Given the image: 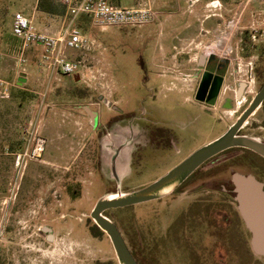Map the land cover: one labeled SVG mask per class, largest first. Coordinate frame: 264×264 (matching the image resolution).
I'll return each instance as SVG.
<instances>
[{"label":"rangeland","instance_id":"rangeland-1","mask_svg":"<svg viewBox=\"0 0 264 264\" xmlns=\"http://www.w3.org/2000/svg\"><path fill=\"white\" fill-rule=\"evenodd\" d=\"M154 1L158 23L100 29L88 19L79 22L95 41L90 51L72 54L85 66L84 79L60 76L47 87L38 52L27 46L28 64H18L23 43L11 33L13 17L22 12L54 34L62 28L65 10L55 0H0V79L10 84L9 96L0 95V264H119L109 237L94 232L91 213L99 198L119 192V186L122 192L138 190L163 177L222 136L239 115L235 111L255 96L258 73L264 79V0H252L243 17L248 0ZM44 4L54 14L44 12ZM212 48L235 52L227 94L223 90L220 99L229 88L242 97L228 110L196 101L193 92L197 72L202 73L199 62ZM19 77L27 83L19 84ZM159 128L176 139L166 152L149 146L150 134ZM38 138L47 145L34 158L26 153ZM125 140L115 175L113 152ZM232 155L208 161L189 181L192 185L166 198L105 213L132 250L141 241L140 263L151 264L146 252L150 223L164 227L178 207L207 197L206 190L194 187L217 181L216 166L229 180L237 170ZM73 189L78 191L74 198ZM169 252L179 264L188 260L186 251ZM229 259L230 264H264L253 253L233 251Z\"/></svg>","mask_w":264,"mask_h":264},{"label":"flooded vegetation","instance_id":"flooded-vegetation-1","mask_svg":"<svg viewBox=\"0 0 264 264\" xmlns=\"http://www.w3.org/2000/svg\"><path fill=\"white\" fill-rule=\"evenodd\" d=\"M252 38L255 39V34L252 35ZM205 61H207V68L202 73L197 72L196 77L198 78V84L193 92L196 99L204 73L212 72L208 69V66L214 65L216 67L215 72H212L214 74V80L216 77H222L219 97L216 102L212 104V106L215 107L224 90L231 63L228 60L222 59V61L215 65L211 57L205 58ZM257 77L258 83L261 84L259 89L251 100L246 99L245 107L242 111H235V113H240L230 127L237 123L241 116L250 108L254 98L264 86V79L262 80L259 73ZM246 88H248V85H245V89ZM227 90H224V94H227ZM209 94L210 91L206 102H209ZM241 97L242 94L239 90L229 88V94L224 97L222 105L231 109ZM196 101L198 100L196 99ZM115 110L122 111L118 108ZM255 116H257L256 119H254ZM115 120L116 119H113L111 122L119 123ZM251 120H254L256 123L251 122ZM246 128L247 131L244 133L243 130ZM129 131L131 132V130ZM239 133L252 137L264 144V101L243 123ZM175 140L173 135H170L166 129L159 128L152 131L150 134L149 146H151L152 151L166 152L171 148L172 144L176 143ZM127 141L128 140H125L123 143L121 141V144L114 149L115 151L113 150L114 157L111 160L112 170L113 168H117L121 161L120 155H116V152L118 150L119 152L123 151L122 146L123 144L126 145ZM115 144L117 145V143ZM231 153L234 154L231 157V165L235 166L237 170L231 171L229 180H223V175L226 173L222 171V167L216 166L213 170V174L217 177V181L200 183L194 187L196 190H206V193L209 194L207 197H200L193 201H188L186 205L178 207L176 212L171 215L172 218L166 221L167 225L164 227L162 225V227L158 228L155 227L153 223H150L146 241V252L149 255L151 264H179V262L176 261V257H170L169 251L171 248L179 251H186L188 253V260L183 264H189V261H191V264H230V262L227 263V259H229L230 255L232 257L233 251L257 255L252 247V233L239 209L233 176L236 173L246 176L251 175L263 185L264 189V156L247 148H232L212 159H217L222 155ZM204 165L199 169L202 170L205 167ZM195 173L184 182L181 187L191 183L189 181L195 177ZM176 224L177 227L175 228L174 226ZM142 246L143 244L141 241L137 245L139 249L135 248V250H132L129 246L138 262L139 258L136 253H141L139 251L142 250ZM159 254L164 257L163 261L159 262ZM257 256L264 258L259 255ZM139 264L142 263L139 262Z\"/></svg>","mask_w":264,"mask_h":264},{"label":"water","instance_id":"water-1","mask_svg":"<svg viewBox=\"0 0 264 264\" xmlns=\"http://www.w3.org/2000/svg\"><path fill=\"white\" fill-rule=\"evenodd\" d=\"M80 81L79 75L75 76ZM222 77H216L212 72H205L200 82L196 99L214 104L219 97ZM264 86L254 98L250 108L222 136L198 149L182 163L166 175L142 189L107 194L97 201L91 218L110 239L119 264H139L126 243L116 223L105 215L107 211L132 207L152 201L161 200L174 193L201 166L215 156L232 148H247L264 156V144L258 140L240 134V129L248 117L263 103ZM122 155V151L116 155ZM114 157V156H113ZM113 168V173H117ZM116 177V176H115ZM117 180L119 178L117 177ZM236 185L237 200L242 216L252 233V247L255 253L264 257V189L263 185L253 176L236 173L233 176ZM120 184V182L118 183Z\"/></svg>","mask_w":264,"mask_h":264},{"label":"built area","instance_id":"built-area-1","mask_svg":"<svg viewBox=\"0 0 264 264\" xmlns=\"http://www.w3.org/2000/svg\"><path fill=\"white\" fill-rule=\"evenodd\" d=\"M66 12L64 23L59 32L54 34L41 30L34 21L22 12L13 17L11 33L14 38L21 41L23 46L17 54L19 65H27L28 57L26 47L39 53L40 72L44 76L47 87L60 76H77L84 79L81 60L72 58L73 53L90 51L95 46L78 26L81 18L86 17L94 28L106 29L109 27H143L158 21L160 13L154 6L146 2L137 7H122L114 4L112 0H56ZM212 48L208 56L216 55L226 59L232 64L235 52L230 53L221 49ZM24 72H26L24 70ZM104 76L103 73H99ZM10 84L0 79V95L8 97ZM47 145V140L38 138L30 153L32 157H40Z\"/></svg>","mask_w":264,"mask_h":264},{"label":"crops","instance_id":"crops-1","mask_svg":"<svg viewBox=\"0 0 264 264\" xmlns=\"http://www.w3.org/2000/svg\"><path fill=\"white\" fill-rule=\"evenodd\" d=\"M119 1L120 0H112V2L114 3V4H117V5H120V6H122V7H137V6H139L140 4H144V3H146V2H149V3H151L153 6H154V8L159 12V9H157V7L155 6V1L154 0H130V1H128L127 2V4L126 5H122L121 3H119ZM251 1L252 0H248V4L245 6V8H244V10H243V12H242V14H241V17H243L244 15H245V13H246V10H247V7H248V5L251 3ZM200 2H202V0H197L196 1V4H198V3H200ZM160 13V12H159ZM168 13V12H167ZM169 14V13H168ZM170 17V15H168L167 16V18H169ZM159 20V19H158ZM82 21V20H81ZM166 21V18L164 19V22ZM89 22V21H88ZM159 22V21H158ZM157 21L155 22V23H158ZM89 25H90V22H89ZM91 26V25H90ZM212 56H214L216 59V61H214V64L215 65H217V63L218 62H220V61H222V59L221 58H219L218 56H216V55H212ZM212 56H210V57H212ZM206 59L208 58V57H205ZM226 60V59H225ZM207 61H205V59H201V61L199 62V66L202 68V72L207 68L206 67V65H207V63H206ZM159 66H161V65H159ZM160 68V67H159ZM208 69L209 70H211L212 72L214 71L215 72V70H216V67L213 65V66H208ZM152 70H154V73H168V71H166V70H161V69H153L152 68ZM29 74V73H28ZM159 76H160V74H159ZM162 76V75H161ZM67 77H71V76H67ZM73 78V77H72ZM64 79H66L67 80V78L64 76ZM27 79L25 78V79H22V78H20L19 77V84H26L27 83V81H26ZM223 100H224V98H221V99H219V101H218V103H217V105H219L220 107H222L224 110H228V108L229 107H225V106H223L222 105V103H223ZM118 101L117 100H115V103H117Z\"/></svg>","mask_w":264,"mask_h":264},{"label":"trees","instance_id":"trees-1","mask_svg":"<svg viewBox=\"0 0 264 264\" xmlns=\"http://www.w3.org/2000/svg\"><path fill=\"white\" fill-rule=\"evenodd\" d=\"M55 2L57 3V4H59L61 7H63L60 3H58L56 0H55ZM43 7H44V9H43V11L44 12H46V13H48V14H54V11L51 9V8H49V7H46L45 6V4L43 5ZM63 9H64V7H63ZM65 10V9H64ZM87 20V18L86 17H83V18H81L80 20H79V22H81V20L83 21V20ZM79 22H78V26L80 27V28H82L83 29V27H81V25L79 24ZM211 59L213 60V62L214 61H216L215 59V57L214 56H212L211 57ZM77 190L76 189H73L72 190V192H71V194H72V197L74 198L75 196H77L76 194H77ZM94 232H95V234H96V236H100V235H104V232L102 231V230H100L99 228H98V226L97 225H94Z\"/></svg>","mask_w":264,"mask_h":264}]
</instances>
